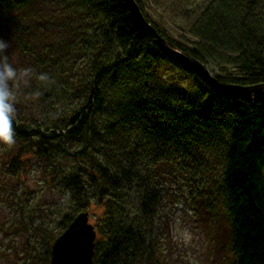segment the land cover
<instances>
[{
	"label": "trees",
	"instance_id": "trees-1",
	"mask_svg": "<svg viewBox=\"0 0 264 264\" xmlns=\"http://www.w3.org/2000/svg\"><path fill=\"white\" fill-rule=\"evenodd\" d=\"M38 1L0 0V27L33 14L29 24L44 39L32 28L25 40L33 48L23 49L56 81L43 87L42 120L32 127L14 121L19 146L0 168V232L17 227L25 253L44 247L49 257L72 219L89 212L97 232L93 264H165L166 170L179 168L187 173L183 193L198 198L218 188L234 264H264V93L213 90L194 64L166 54L149 29L135 26L123 0H41L42 11ZM144 18L218 83L264 84V0H211L180 27L179 42ZM27 173L36 181L31 195ZM48 193L60 202L45 200Z\"/></svg>",
	"mask_w": 264,
	"mask_h": 264
},
{
	"label": "rangeland",
	"instance_id": "rangeland-1",
	"mask_svg": "<svg viewBox=\"0 0 264 264\" xmlns=\"http://www.w3.org/2000/svg\"><path fill=\"white\" fill-rule=\"evenodd\" d=\"M139 1L142 12L147 16L149 22L163 26L167 36L173 41L179 42L180 27H189L193 22L192 20L211 0ZM35 8L42 11L41 0L38 1ZM31 17H34L33 14L27 19L24 17V20H13L5 28L0 27V39L8 41L7 55L9 63L15 68L32 67L38 73L41 71L48 73L47 64L38 65L33 57L27 55L31 45H28L25 37H28L27 35L31 29L33 28L36 35L40 36L41 39H44L45 35L44 32H37V27L33 24H29ZM19 30H27V33H21ZM19 39H22V41L20 42ZM24 45H28L27 51L23 49ZM31 48L33 47L31 46ZM42 48H45V40L42 41ZM31 52H33V49ZM37 58L35 56L34 59ZM37 86L41 91L40 97L29 98L28 94L36 90ZM42 90L43 86L35 79H32L28 84L21 82L18 90L19 102L16 105L18 109L17 121L32 127L35 124L34 122L42 120V112L45 109L44 104L40 105L39 103V99L43 97ZM43 92L50 95L49 91ZM45 100L46 110H49L51 108L50 96H46ZM209 111V100L207 99L200 114L205 117L209 114ZM18 146L15 144L11 149H5L8 151L0 150V168L4 164L5 166L9 164L10 158L17 152L15 147ZM40 163L44 164L45 162ZM166 174L171 179L169 186L172 187H170L172 191L166 190L165 196H168L172 202L169 201L168 219L171 229L170 241L165 246V249L169 250L166 253V259L163 260L165 264H234L235 258L231 247L232 226L218 188L212 186L214 189L209 188L198 198H195L188 195V193H183L184 187L181 186L184 183L182 184L181 181H185L186 171L172 168L166 170ZM23 178L25 180V184L23 180L25 191L28 195L37 192L36 181H34L35 179L31 174L27 173ZM56 195L48 193L44 198L49 202L51 200L60 202L59 195ZM0 203V208H3L5 206L3 200ZM99 213L100 210H97L94 214L98 215ZM4 217L5 213L1 212L0 209V223L4 222ZM89 220L90 224H94L95 220L91 213H89ZM4 224L5 229H7L9 224ZM16 230L17 227L11 231L7 230V233L0 232V264H50V255L47 257L44 254V247L43 249L38 247L39 249L32 253H25L23 249L24 238L14 234ZM30 231L32 230L30 229ZM32 234L33 232L29 233V235Z\"/></svg>",
	"mask_w": 264,
	"mask_h": 264
},
{
	"label": "water",
	"instance_id": "water-1",
	"mask_svg": "<svg viewBox=\"0 0 264 264\" xmlns=\"http://www.w3.org/2000/svg\"><path fill=\"white\" fill-rule=\"evenodd\" d=\"M123 1L126 3L135 26L149 29L154 35V44L160 47L166 54H171L185 63L194 64L198 68L203 80L213 90L242 97L264 93V84L242 86L238 84L222 85L218 83L204 64H200L184 52L173 49L159 33H156L150 24L146 22L136 1ZM89 221V212H81L72 219L69 226L52 243L50 249V264H93L97 232L93 224H90Z\"/></svg>",
	"mask_w": 264,
	"mask_h": 264
},
{
	"label": "clouds",
	"instance_id": "clouds-1",
	"mask_svg": "<svg viewBox=\"0 0 264 264\" xmlns=\"http://www.w3.org/2000/svg\"><path fill=\"white\" fill-rule=\"evenodd\" d=\"M8 47V41L0 39V146L11 149L16 143L14 121L18 115L16 105L19 102L18 90L21 82L28 84L35 79L41 86L50 87L56 81L48 73H38L32 67L15 68L9 63ZM28 95L29 98H39L41 91L37 88ZM63 198L69 200L71 191L66 190Z\"/></svg>",
	"mask_w": 264,
	"mask_h": 264
}]
</instances>
